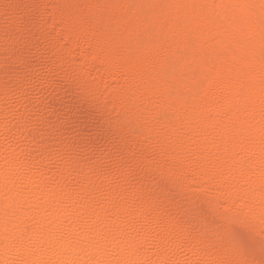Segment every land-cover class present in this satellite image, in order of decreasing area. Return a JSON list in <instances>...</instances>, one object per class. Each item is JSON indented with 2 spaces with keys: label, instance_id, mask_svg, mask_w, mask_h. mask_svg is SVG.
Wrapping results in <instances>:
<instances>
[{
  "label": "bare ground",
  "instance_id": "6f19581e",
  "mask_svg": "<svg viewBox=\"0 0 264 264\" xmlns=\"http://www.w3.org/2000/svg\"><path fill=\"white\" fill-rule=\"evenodd\" d=\"M2 16L0 264H202L225 225L261 264L264 186L243 168L264 138V0H0ZM68 98L100 139L50 137Z\"/></svg>",
  "mask_w": 264,
  "mask_h": 264
},
{
  "label": "snow or ice",
  "instance_id": "6c2138e0",
  "mask_svg": "<svg viewBox=\"0 0 264 264\" xmlns=\"http://www.w3.org/2000/svg\"><path fill=\"white\" fill-rule=\"evenodd\" d=\"M249 156L247 158V163L243 168V174L248 175L251 178L252 175L257 174L261 181L262 186H264V138L261 139L258 151L256 145H248ZM259 162V163H258ZM242 190H238L237 195L241 194ZM249 212L253 211L256 205L253 202L246 201ZM261 208V236L264 237V201L260 204ZM243 212V209H241ZM245 217L248 213H244ZM246 227L250 229V222H246ZM223 231L226 236L227 246L224 249H220L218 255L216 254L212 259L203 261L202 264H254V261L248 258L250 253L256 248L249 244L248 241L242 237L234 234L230 226L225 225ZM259 250L261 255L264 256V238L259 241ZM264 264V260L261 261Z\"/></svg>",
  "mask_w": 264,
  "mask_h": 264
},
{
  "label": "rangeland",
  "instance_id": "374dc122",
  "mask_svg": "<svg viewBox=\"0 0 264 264\" xmlns=\"http://www.w3.org/2000/svg\"><path fill=\"white\" fill-rule=\"evenodd\" d=\"M37 12V11H36ZM33 14H36L35 12H33ZM5 17V19L3 18V16L1 17V19H0V21L1 22H3L4 20H6V16H4ZM2 19H3V21H2ZM5 22V21H4ZM26 41V42H25ZM22 42H25V43H27V40H23ZM44 46V45H43ZM43 46H40L39 48H42ZM37 49V52L39 53V51L41 50V49ZM44 48V47H43ZM42 48V49H43ZM43 51V50H42ZM42 51H40V53L42 52ZM29 61H30V66L31 65H35V61H34V59H33V61L34 62H31L32 60H30L29 59ZM31 63H33V64H31ZM28 66H29V62H28ZM42 70L43 69H41V72H42ZM55 79L56 78H53V80H52V82L53 81H55ZM53 83H55L54 85L57 87V86H59L60 85V81L58 80V84H57V81L56 82H53ZM63 83H61V85L59 86V88L57 87V90H59V89H62V90H64V89H69V87L70 86H68V85H66L67 87L66 88H64L65 87V84H63L64 85V87H63V85H62ZM55 86H54V90H53V92H55L56 90H55ZM61 87V88H60ZM15 96V95H14ZM13 95L12 96H10V99L12 100H14V99H16L17 97H14ZM14 97V98H13ZM37 99V98H36ZM33 99L32 100V102H34L33 103V105L35 106V104L37 103H39V100H41L40 98L39 99ZM73 99H74V102H75V98H72L71 100L68 98L67 100H65V102L63 101V100H60L61 101V103L59 102V101H57V103H54L53 105H51V106H49V107H47L46 108V110H45V112L46 113H49V111H52L53 110V112L54 113H56L57 112V119H55V116H54V114H53V118H54V122H55V120H56V122L54 123L56 126H57V130H58V125L59 124H62L63 123V125H60L59 127H61V130H60V132L62 131V130H65L64 132L66 133V134H64V132L62 131L61 133H59V130L58 131H56V129H55V131H54V133H53V131H51L50 132V134H48L47 133V131H45V130H41V132H39V133H41V134H39L40 136H42V137H44L45 135H46V133L48 134V137H49V135H50V137H57L58 138V136H60V134L61 135H63L64 136V138L65 139H69V140H67V141H69V142H72V141H70V140H72V138H73V141H74V139L76 138V132L78 133L81 129H83V125H87L86 127H84V128H87V132L86 133H88L87 135H90V136H87L88 138H84V139H86V140H84V141H86V142H84V143H86L87 144V139H91L92 137H94V138H96L95 140H97V139H100V137L99 136H101V134H103V129L101 128H97L94 124H92L93 122L91 121L92 120V117L93 118H95L94 116H96V113L93 111V110H90V109H88V108H86V107H75V106H73L72 104H74V102H72L73 101ZM37 101V102H36ZM63 101V102H62ZM64 106V107H62V105ZM66 106H65V105ZM68 105V106H67ZM73 106V108L71 107V106ZM71 108H70V107ZM57 109H56V108ZM66 107V108H65ZM67 107H69L68 108V110H66L67 109ZM58 108H61L60 110L61 111H59L58 110ZM49 109V110H48ZM64 109V110H63ZM48 110V111H47ZM56 110H58V111H56ZM88 113H89V116H88ZM59 114V115H58ZM62 114V115H61ZM63 116V117H62ZM87 116V117H86ZM91 116V117H90ZM65 117V118H64ZM82 117V118H81ZM70 118V119H69ZM86 119V120H84V119ZM60 119H61V121H60ZM69 120V121H66V120ZM89 119V120H88ZM72 120V121H71ZM84 120V121H83ZM64 121L65 122H67V124H65L64 123ZM88 121V122H87ZM89 121H91V122H89ZM58 122V125L56 124ZM60 122V123H59ZM71 122V124H69ZM79 122V123H78ZM83 122V123H82ZM73 123H75V124H73ZM84 123H86V124H84ZM64 124H65V126H64ZM63 127V128H62ZM68 127V128H67ZM69 127H71V128H69ZM77 127V128H76ZM79 127V128H78ZM66 128H67V131H66ZM81 128V129H80ZM94 128H95V130H94ZM97 128V129H96ZM69 129V130H68ZM77 129V130H76ZM43 131V132H42ZM45 131V132H44ZM71 132V133H68V132ZM102 131V132H101ZM56 132V133H55ZM93 132V133H92ZM44 133V134H43ZM70 134V135H69ZM75 134V135H74ZM57 135V136H56ZM71 135H72V137H71ZM67 136V137H66ZM45 137H47V135L45 136ZM52 137V138H53ZM69 137V138H68ZM89 137H91V138H89ZM102 137V136H101ZM63 138V139H64ZM93 138V139H94ZM65 139H64V141H65ZM66 142V141H65ZM86 144H84L83 145V147L82 148H84V146H86L87 148H88V150H87V148H84V149H86V150H84L83 149V151H97V148L99 149L97 152L98 153H100V154H103L104 155V153H107L108 151H105V150H100V147H98V146H95L96 147V149H94L95 147H93V145L91 146V147H88ZM89 145V144H88ZM91 148H93V149H91ZM103 152V153H102ZM112 153V152H111ZM117 157L116 156H114V160L116 159Z\"/></svg>",
  "mask_w": 264,
  "mask_h": 264
}]
</instances>
